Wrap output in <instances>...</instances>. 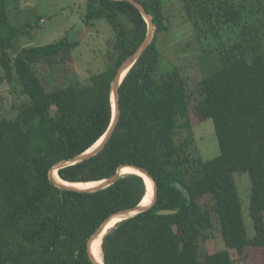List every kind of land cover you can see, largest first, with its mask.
I'll return each instance as SVG.
<instances>
[{"label":"trees","instance_id":"obj_1","mask_svg":"<svg viewBox=\"0 0 264 264\" xmlns=\"http://www.w3.org/2000/svg\"><path fill=\"white\" fill-rule=\"evenodd\" d=\"M136 1L155 31L122 79L114 131L98 154L57 175L68 183L99 182L132 165L154 179L155 204L103 236V264H264V0H179L202 47L195 79L178 67L159 72L158 36L167 31L162 3ZM81 19L87 28L105 21L113 31L104 68L86 82L66 77L49 88L56 65L71 72L67 67H73L79 43L65 37L39 47L15 45L23 33L8 24L0 0L6 34L0 33V64L20 98L12 104L14 115L0 118V264H93L89 239L146 193L135 174L94 192L63 190L50 180L53 167L105 135L113 116L112 82L147 34L144 17L125 1L86 0ZM191 108L199 121L213 123L220 154L211 160L193 150ZM235 174L249 176L251 238ZM162 210L174 213L159 214ZM212 213L223 250L207 244Z\"/></svg>","mask_w":264,"mask_h":264},{"label":"rangeland","instance_id":"obj_2","mask_svg":"<svg viewBox=\"0 0 264 264\" xmlns=\"http://www.w3.org/2000/svg\"><path fill=\"white\" fill-rule=\"evenodd\" d=\"M161 3L166 17L167 31L158 36V49L161 54L159 72L164 74L178 67L183 69L188 77L195 79L198 73L197 60L202 56V47L193 37L192 25L185 19L180 1L161 0ZM3 4L8 16V24L23 33L15 45L39 47L58 43L65 37L70 42L79 43L74 51L73 67H67L71 72L66 74L62 64L56 65L49 81L47 79L49 88L61 85L66 81V77L73 82H86L90 74L103 70L110 51L107 40L113 36V31L105 21H96L93 23L94 27H85L81 17L85 14L86 0H3ZM37 19H42L38 27L25 28V25L34 23ZM0 33L6 35L4 30ZM18 92L19 88L15 82L9 83L4 80V71L0 64V118H10L14 115L12 104L20 103ZM191 111L194 116L192 108ZM194 122L195 154L203 160H211L219 156L220 151L212 121L206 119L201 122L195 117ZM234 179L238 186L248 237L251 238L253 228L248 216L249 176L235 174ZM206 235L210 238L207 244L212 250L224 249L218 220L213 213L212 228L206 232Z\"/></svg>","mask_w":264,"mask_h":264},{"label":"water","instance_id":"obj_3","mask_svg":"<svg viewBox=\"0 0 264 264\" xmlns=\"http://www.w3.org/2000/svg\"><path fill=\"white\" fill-rule=\"evenodd\" d=\"M115 1L129 2L132 5H134L140 11L141 15L144 17V19H145V21L147 23V34H146L145 40L138 47L136 52L132 56H130L125 62L122 63V65L120 66V68L118 69V71H117V73L115 75V78H114V80L112 82V85H111V98L113 96V101H114V106L112 105V109H113L112 121H111V124H110L108 130L106 131L105 135L103 136V140L100 143V145L98 147H96L95 149H93L92 151H86L85 153L77 156L76 158L72 159L71 161L59 163L58 165L53 167L52 170L50 171V180L57 187H59L60 189H63V190H70V191H76V192H94V191L105 189L108 186L112 185L118 178H120L121 176L124 175L122 173V170L124 168H129V169H132L133 172L132 173H128V174L138 175L143 180H144L143 176L148 178V180L152 184L153 195H152V198L150 199V201H149V203L147 205H143L142 206V205L139 204V205H137V206H135L133 208H128V209H125L123 211H120L117 214H115V215L111 216L110 218H108L97 229V231L94 233V235L88 241V250H89L90 257H91V259L93 261V264H98V263L94 260V257H93V255L91 253V248H92L93 243L101 236V234H102L103 230L105 229L106 225L114 218H117L119 220V222H120V221H123V220H127L129 218H132V217H134V216H136V215H138V214H140L142 212H145L148 209H150L155 204V202L157 200V185H156L154 179L152 178V176L145 169H143L141 167H138V166L122 165L113 176H111V177H109V178H107L105 180L99 181V182H102L101 185H98V186H96L94 188H91V189H77V188L72 187V186L64 185V184H62L60 182H57L53 178V175H52L53 172L57 173V170L63 168L66 165L74 164V163H77V162H82L84 160H87V159L91 158L92 156L98 154L104 148L107 140L109 139V137L111 136L112 132L114 131V128H115L116 123L118 121V117H119V87H120V84L122 82V79L125 77L126 73L131 69V67L134 65L136 60L139 58V56L143 53V51L147 48V46L150 44V42L153 39L155 26H154L151 18L149 17V15L146 13L144 7L140 3H138L136 0H115ZM111 102H112V99H111ZM61 181H63V180H61ZM178 189L180 190V192L185 197L190 199V194L182 186H178ZM172 213H174V211H172V210H162V211L159 212V214H163V215H168V214H172Z\"/></svg>","mask_w":264,"mask_h":264},{"label":"bare ground","instance_id":"obj_4","mask_svg":"<svg viewBox=\"0 0 264 264\" xmlns=\"http://www.w3.org/2000/svg\"><path fill=\"white\" fill-rule=\"evenodd\" d=\"M112 105L114 106V101H113V96H112ZM103 137H101L95 144L94 146H92V148H90L88 151H92L93 149H95L96 147H98L100 145V143L102 142ZM133 170L129 169V168H124L122 170L123 174H128V173H132ZM53 178L57 181L60 182L64 185H68V186H72L75 187L77 189H91L94 188L98 185H101L102 182H87V183H67L64 181H61L60 178L58 177L56 172H53ZM145 184H146V193L145 196L143 197L142 201L140 202V205H147L151 199V195H152V184L151 182L148 180V178H146L145 176H143ZM110 224H107L105 229L103 230L101 236L93 243L92 248H91V253L94 257V260L98 263V264H102L104 261H102V256H101V242H102V238L103 235L105 233H107L111 228H113L115 226V224H117L119 222V220L117 218H114L110 221ZM97 254V256H96Z\"/></svg>","mask_w":264,"mask_h":264}]
</instances>
